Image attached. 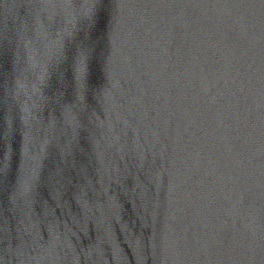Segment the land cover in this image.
<instances>
[{
	"label": "water",
	"instance_id": "water-1",
	"mask_svg": "<svg viewBox=\"0 0 264 264\" xmlns=\"http://www.w3.org/2000/svg\"><path fill=\"white\" fill-rule=\"evenodd\" d=\"M0 264H264V0H0Z\"/></svg>",
	"mask_w": 264,
	"mask_h": 264
}]
</instances>
